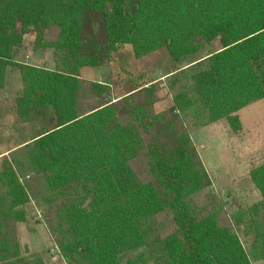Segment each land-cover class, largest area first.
<instances>
[{
	"label": "trees",
	"instance_id": "16d2710c",
	"mask_svg": "<svg viewBox=\"0 0 264 264\" xmlns=\"http://www.w3.org/2000/svg\"><path fill=\"white\" fill-rule=\"evenodd\" d=\"M26 37L54 51L56 69L16 61ZM216 41L167 74L174 105L161 112L155 80L112 99L109 84L80 76L122 47L136 59L167 49L180 62ZM10 69L21 75L19 121L44 125L1 159L0 264H45L18 237L41 188L53 196L46 230L67 264H146L149 252L156 264H253L239 218L190 203L213 182L186 115L193 94L207 123L239 133L238 113L264 99V0H0V88ZM249 176L261 200L247 228L264 259V163Z\"/></svg>",
	"mask_w": 264,
	"mask_h": 264
},
{
	"label": "rangeland",
	"instance_id": "374dc122",
	"mask_svg": "<svg viewBox=\"0 0 264 264\" xmlns=\"http://www.w3.org/2000/svg\"><path fill=\"white\" fill-rule=\"evenodd\" d=\"M219 48L218 41L210 45H199L196 54L186 56L177 62L169 55L167 49L160 50L146 58L136 59L130 47H122L115 54L112 62L106 63L100 68H84L80 71V76L87 81L109 84L112 99L124 95L137 82L155 80L158 88L156 110L161 112L174 105V94L171 93V88L175 78H170L167 74ZM53 52L52 49H40L36 46L33 38L27 37L23 48L17 52L15 59L32 64H40L39 62L43 60L42 65L56 69ZM189 74L190 72L187 73V75ZM179 78L183 79L184 77L179 76ZM16 82L12 79L8 89V96L12 98L10 104L12 105V116L7 117L6 122L2 118L0 120V153L8 150L3 146L5 139L8 142L10 140L9 144L13 146L11 148L14 150L18 145L24 144L36 136L44 125L42 120L29 124L19 121L16 115L17 98L14 99V97L21 93L22 87L18 86ZM184 83L188 85L187 82L184 81ZM191 97L193 108L191 107L192 109L189 110L186 117L190 127L197 128L192 131L193 135L191 133V136L197 143L205 142L201 151L202 159L217 179L214 180V186L212 185L211 188L191 197L190 203L196 210L205 207L218 211L222 208L232 219L238 220L239 218L240 225L236 228L246 250L253 258V264H264V259L256 257L258 253L255 248V236L249 231L251 229L247 228L250 222L249 211L261 200L260 193L251 183L249 172L250 169L264 163V99L251 103L238 113L242 130L236 133L225 120L210 126L207 125L209 123L206 122L203 107L197 97L193 94ZM1 159L0 171L2 168ZM39 192L38 200L27 205L29 223L32 226L27 225L26 231L35 229L44 235V232L47 233L45 228V211L49 206L47 201L53 200V196L44 188H41ZM45 193L48 197L44 195ZM35 208L39 210L41 216L36 214ZM167 226L168 220H162L161 229H165ZM20 241L25 253L41 256L45 264H67L51 239H20ZM146 258L148 259L146 264H156V254L151 256V252H149Z\"/></svg>",
	"mask_w": 264,
	"mask_h": 264
},
{
	"label": "crops",
	"instance_id": "0c3cea01",
	"mask_svg": "<svg viewBox=\"0 0 264 264\" xmlns=\"http://www.w3.org/2000/svg\"><path fill=\"white\" fill-rule=\"evenodd\" d=\"M27 38V37H26ZM26 38L24 40V43L26 41ZM23 48V47H22ZM21 48V49H22ZM41 60V59H39ZM16 61L20 62V63H24V64H29V65H33V66H38V67H41V68H46V69H50V70H54V67H46L44 65H42L43 63V60H41L39 63L40 64H32V63H27V62H23V61H20L18 59H16ZM170 76V75H169ZM16 78V79H15ZM14 79L16 80L18 86H21L22 87V81H21V75L19 73L18 70H14V69H10L7 73V76H6V84H5V87L4 88H0V120L1 118L5 120V122L7 121V117H11L12 116V105L11 104V101H12V98H9L8 96V89L10 87V84H11V80ZM19 96V95H18ZM18 96H15L14 99H16ZM254 103V102H253ZM9 105V106H8ZM224 121V120H222ZM221 122V121H220ZM219 123V122H217ZM215 124V123H213ZM207 125H212V124H207ZM206 125V126H207ZM195 130L197 128H194ZM194 129L192 131H194ZM199 129V128H198ZM193 135V133H192ZM193 138V137H192ZM194 140V139H193ZM10 142V140H9ZM9 142L7 141V139L4 140V144L3 146L6 147L8 150H5L4 152H1L0 153V158H4L6 156H8L9 152H11L13 149L11 147H13L11 144H9ZM195 142V140H194ZM204 141H201L199 143L195 142L196 146H197V149L200 153V156L202 158V147L204 145ZM23 145V144H21ZM21 145H18L17 147L21 146ZM203 160V159H202ZM204 162V161H203ZM205 165V163H204ZM206 166V165H205ZM206 169L210 175V177L212 178V181H213V184H214V180L217 179V177L215 178L213 175H212V172H210V170L207 168L206 166ZM251 171V169H250ZM250 174V172H249ZM250 177V176H249ZM251 179V178H250ZM252 183V182H251ZM214 186V185H213ZM28 205V204H27ZM27 205L24 207L25 208V211H26V221L25 222H20L18 224V237L19 239H51L50 236L48 235V232L45 233L44 232V235L43 233L41 234L38 230H35V229H28V231H26V226L27 225H31V223H29V216H28V207ZM36 210V214H39V210L37 208H35ZM38 216H41V214H39ZM37 218V217H36ZM39 220V219H38ZM46 228V227H45Z\"/></svg>",
	"mask_w": 264,
	"mask_h": 264
}]
</instances>
